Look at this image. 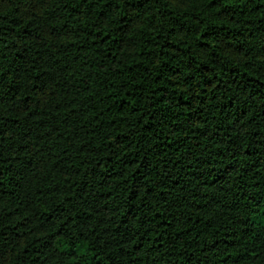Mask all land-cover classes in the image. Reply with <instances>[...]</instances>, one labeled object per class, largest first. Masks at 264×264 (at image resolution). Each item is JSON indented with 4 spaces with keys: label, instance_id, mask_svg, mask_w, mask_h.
Here are the masks:
<instances>
[{
    "label": "trees",
    "instance_id": "1",
    "mask_svg": "<svg viewBox=\"0 0 264 264\" xmlns=\"http://www.w3.org/2000/svg\"><path fill=\"white\" fill-rule=\"evenodd\" d=\"M0 264H264V0H0Z\"/></svg>",
    "mask_w": 264,
    "mask_h": 264
}]
</instances>
